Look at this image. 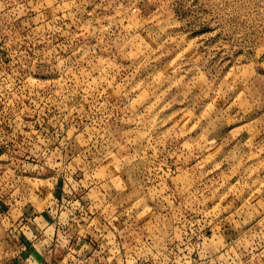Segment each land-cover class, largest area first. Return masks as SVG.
Segmentation results:
<instances>
[{"label": "rangeland", "instance_id": "1", "mask_svg": "<svg viewBox=\"0 0 264 264\" xmlns=\"http://www.w3.org/2000/svg\"><path fill=\"white\" fill-rule=\"evenodd\" d=\"M119 79L138 99L61 96ZM3 144H57L34 187L74 207L67 264H264V0H0Z\"/></svg>", "mask_w": 264, "mask_h": 264}, {"label": "crops", "instance_id": "2", "mask_svg": "<svg viewBox=\"0 0 264 264\" xmlns=\"http://www.w3.org/2000/svg\"><path fill=\"white\" fill-rule=\"evenodd\" d=\"M3 146L7 147L6 150L10 147L21 148L23 153L20 157L5 156ZM3 146H0V159L5 157L6 161H9L6 165L18 166L10 169L12 174L18 173L14 180L18 181V187L12 190L14 186L10 184L11 180L0 186V193L5 195L4 199H0V264H42L40 250L37 246L31 245L30 240L35 235H39L43 228L51 229L48 224L53 225V217L56 213L55 205H52L51 200L60 191L58 186H54L50 191L49 208H39V182L34 187V180H39V149H41L39 144H3ZM56 182L57 179H54L53 183ZM8 183L10 185L7 187ZM64 213L66 214L63 211L62 214ZM21 214L29 215L30 220L18 230ZM9 232H16L19 235L21 243L26 245V250L17 249L20 245L11 241ZM76 239L79 241L81 238L75 234L70 247L75 244ZM68 257L75 260L74 255ZM63 262L66 264L65 260Z\"/></svg>", "mask_w": 264, "mask_h": 264}, {"label": "built area", "instance_id": "3", "mask_svg": "<svg viewBox=\"0 0 264 264\" xmlns=\"http://www.w3.org/2000/svg\"><path fill=\"white\" fill-rule=\"evenodd\" d=\"M104 20H103V19ZM101 19L94 18L91 23L92 25V33L95 37L105 38L106 43L103 45H97V41L95 40L89 47L88 50L92 53L96 52H105V53H117L122 45L123 41H119L118 36L120 35L121 29L118 27V25L115 22L109 21L108 18L102 17ZM99 27V28H98ZM58 32V29L55 30V32L51 33L52 36H57L55 38V42L57 45L59 43L64 45L65 42V35L64 34H56ZM51 34L48 31H43L42 34V40L46 41V39L51 37ZM58 48H60L58 46ZM113 56V55H111ZM110 56V57H111ZM109 58V57H108ZM113 65L117 66L118 61L113 58L112 62ZM108 84H99L96 87L88 88L86 90L81 89L79 92H74L72 89L65 88L62 89L61 96L62 98L66 99H73L76 97L90 99V100H135L138 99V91L135 87L129 86L128 82L124 83L123 80L119 79L115 82L109 84V82H106ZM39 146L42 149L49 150L50 148L57 149V144H39ZM45 161H47L45 157H42ZM57 158V157H56ZM55 158V159H56ZM44 163L46 164V162ZM58 163V162H57ZM49 178H52L49 177ZM57 179V178H56ZM54 181L51 180L52 186L50 190L55 186H58V190L60 191L59 194L52 198L51 202L52 205H55L54 208H56L55 216L53 217L54 223L48 224V227H51V229H48L47 227L43 228V230L39 233V235H35L31 240V245H35L39 248L40 253L42 255V264H64L68 261V254L65 255H57L59 252V249L61 246H63V243L65 241L71 242L73 240V237L75 234H71V231L69 229L71 226L75 225L73 222V219L69 217V214L71 212L73 213L74 207L73 205H69V201H66L64 203V198L68 197V194L64 192V190L60 186L59 178L57 179L56 183H53ZM63 182V181H62ZM4 199L5 195L3 193H0V199ZM49 208V205L46 209ZM66 212V214H62V212ZM65 216V217H64ZM65 218V219H64ZM30 216L21 214L20 218L18 220L20 226L18 227V230L21 227L24 226L27 222H29ZM63 220V222H61ZM71 221V222H70ZM10 239L12 242L19 244V250L24 251L26 250V245L21 243V240H19V235L16 232H9ZM72 237V238H71ZM69 242V246H70ZM69 246H65V249L67 250ZM67 264V263H66Z\"/></svg>", "mask_w": 264, "mask_h": 264}]
</instances>
